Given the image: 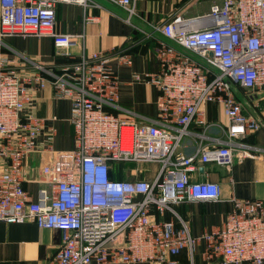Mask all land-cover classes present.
Wrapping results in <instances>:
<instances>
[{"label":"built area","instance_id":"1","mask_svg":"<svg viewBox=\"0 0 264 264\" xmlns=\"http://www.w3.org/2000/svg\"><path fill=\"white\" fill-rule=\"evenodd\" d=\"M106 1L141 20L136 0ZM60 3L102 8L94 0H0V224L61 231L62 244L48 264H180L184 251L196 264L199 240L176 208L222 198L219 184L195 181L196 164L230 170L235 147L242 157L264 152L240 142L261 125L225 81L251 97L264 92V0H222L206 16L150 25L220 71L158 40L160 72L148 82L159 90V115L150 123L119 106L111 53H84L51 69L28 58L11 66L3 56L5 38L46 36L58 56L73 59L77 36L56 31ZM122 60L129 63L130 56ZM49 87L54 99L71 103L72 150H56V128L37 115ZM212 104L228 121L220 126L226 140L214 146L205 143ZM194 123L204 133L196 134L198 146L187 155ZM29 172L40 186L37 200L24 186ZM232 203L223 227L204 236L205 264H264V201Z\"/></svg>","mask_w":264,"mask_h":264},{"label":"crops","instance_id":"2","mask_svg":"<svg viewBox=\"0 0 264 264\" xmlns=\"http://www.w3.org/2000/svg\"><path fill=\"white\" fill-rule=\"evenodd\" d=\"M222 0H136L138 17L151 26H160L175 16L185 19L206 16L215 4ZM1 16V14H0ZM56 31L60 34L77 36L71 47L73 59L58 56L53 39L50 37H8L3 40L4 57L11 66H24L23 58H28L48 68L77 61L85 54L108 52L114 55L111 68L120 81L119 106L136 115L139 122H152L158 118V88L148 82L149 76L160 72L156 50L159 41L147 38L136 27L128 24L119 16L105 8L85 11L81 5L60 3L57 6ZM130 56V62L122 60ZM242 94L251 98V106L264 121V99L255 98L249 93ZM246 113L251 115L246 109ZM37 115L48 126L57 130L55 148L69 151L74 148L73 128L71 127V103L54 99L53 89L42 92L38 101ZM207 123L212 127L207 131V144L218 145L225 141L220 126L227 124L224 110L218 104L206 108ZM192 135L187 138L184 153L193 155L199 140L196 134L204 133L197 123L191 126ZM243 144L264 150V128L248 134L240 140ZM235 163L227 170L215 164L197 163L193 173L195 181H209L220 185L221 201L212 203H187L178 206L177 211L191 226L192 234L199 240L196 246V264H205V234L221 229L228 214L233 210V199L264 201V152L257 156L242 157L241 149L234 148ZM30 170H33L34 164ZM24 184L26 190L37 200L39 184L33 180L32 172ZM63 234L59 230L40 228L35 223L0 224V264H48L62 244ZM180 264H189L188 253L178 257ZM147 264V263H140Z\"/></svg>","mask_w":264,"mask_h":264},{"label":"water","instance_id":"3","mask_svg":"<svg viewBox=\"0 0 264 264\" xmlns=\"http://www.w3.org/2000/svg\"><path fill=\"white\" fill-rule=\"evenodd\" d=\"M94 1H96L98 4H100L103 8L107 9L111 13L119 16L120 18H122L124 20H130V22L133 25H135L139 29L143 30L144 32L152 35L157 40H159V41H161L163 43H166L167 45L173 47L174 49L178 50L179 52L191 57L192 59H194L195 61H197L199 63H202V64L208 66L209 68H211L212 70H214L215 72L220 74V71L217 68L212 67L209 63H207L206 61L201 59L195 53L191 52L190 50H187L186 48H184L181 45L177 44L173 40L165 37L159 31H157L156 29H154L153 27H151L147 23L139 20L136 17H131L128 13L124 12L122 9H120L119 7L109 3L106 0H94ZM225 81L228 84V86L230 87V89L232 90V92L234 93V95L236 96V98L243 104V106L246 109H248L250 111L252 116H254L258 120V122L260 123L261 127L264 128V121L260 118V116L258 115L256 110L251 106L250 101H252V99L251 98H246L242 94V92L238 88H236L228 79H225Z\"/></svg>","mask_w":264,"mask_h":264},{"label":"rangeland","instance_id":"4","mask_svg":"<svg viewBox=\"0 0 264 264\" xmlns=\"http://www.w3.org/2000/svg\"><path fill=\"white\" fill-rule=\"evenodd\" d=\"M254 97L257 98V99L262 98V97H264V92L261 93V94H259V93L255 94ZM142 167H143V169L145 171H149L152 174H155V172L157 171V166L156 165H143Z\"/></svg>","mask_w":264,"mask_h":264},{"label":"trees","instance_id":"5","mask_svg":"<svg viewBox=\"0 0 264 264\" xmlns=\"http://www.w3.org/2000/svg\"><path fill=\"white\" fill-rule=\"evenodd\" d=\"M241 91L245 93V91H243V90H241Z\"/></svg>","mask_w":264,"mask_h":264}]
</instances>
